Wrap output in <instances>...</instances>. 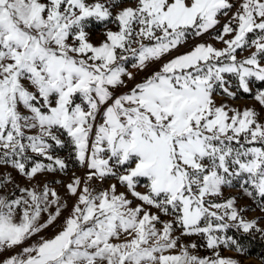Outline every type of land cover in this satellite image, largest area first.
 Segmentation results:
<instances>
[{
	"label": "snow or ice",
	"instance_id": "6c2138e0",
	"mask_svg": "<svg viewBox=\"0 0 264 264\" xmlns=\"http://www.w3.org/2000/svg\"><path fill=\"white\" fill-rule=\"evenodd\" d=\"M262 221L264 0H0V264H240Z\"/></svg>",
	"mask_w": 264,
	"mask_h": 264
},
{
	"label": "rangeland",
	"instance_id": "374dc122",
	"mask_svg": "<svg viewBox=\"0 0 264 264\" xmlns=\"http://www.w3.org/2000/svg\"><path fill=\"white\" fill-rule=\"evenodd\" d=\"M215 35V33H212L210 35H206L204 36L202 39L204 41H208V42H213L212 37ZM191 46V42L189 43V47ZM217 47H221L220 44H216ZM186 49H181V51H185ZM175 54V53H174ZM247 53H245L246 55ZM234 103L239 104L241 106L243 105H250L252 103V100L250 97L248 96H243L242 98L234 101ZM58 155L61 156V158H67V163L69 164V167L67 169V173H60V172H56V173H47L43 176H39L37 179L41 180V181H47V182H52V181H64L65 183L68 182V180L72 177V174L75 173L76 175H83L84 174V170L80 168L78 162L75 160V156H74V152L72 150V147L66 146L63 149H59L58 150ZM76 164V165H74ZM21 184L26 183V181L24 180H20ZM52 187L56 188L61 195H63L64 193V189L61 185L59 184H52ZM225 195H237L235 190L229 191V190H225ZM252 202L247 200V199H241L240 200V204L242 205H246V204H251ZM67 213H65L66 215ZM249 218L252 217H258L260 216V212L258 210H253L247 213ZM262 226H264V221L261 222ZM47 234H51V229L49 230V232ZM252 235H254L258 240H264V235H262L261 233L258 232H253L251 233ZM229 235V234H228ZM192 242H197V243H202V241H200L197 237L193 236L190 238H187ZM195 254H198L199 256H206V255H211V251L207 250L203 247L199 248ZM221 255L225 256V257H232L235 258L237 260L240 261V264H264V260L258 258L255 255H249L246 253L245 248H244V254L240 255L237 252H235L234 250H232L231 248H222L221 249Z\"/></svg>",
	"mask_w": 264,
	"mask_h": 264
},
{
	"label": "trees",
	"instance_id": "16d2710c",
	"mask_svg": "<svg viewBox=\"0 0 264 264\" xmlns=\"http://www.w3.org/2000/svg\"><path fill=\"white\" fill-rule=\"evenodd\" d=\"M228 234L235 237L240 242L243 249L245 248L247 254L255 255L264 260V240H258L252 234H243L241 232H237L235 229L230 230Z\"/></svg>",
	"mask_w": 264,
	"mask_h": 264
}]
</instances>
